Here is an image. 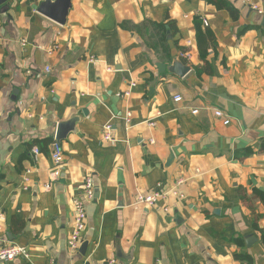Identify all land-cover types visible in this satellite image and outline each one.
Here are the masks:
<instances>
[{"label": "crops", "instance_id": "crops-1", "mask_svg": "<svg viewBox=\"0 0 264 264\" xmlns=\"http://www.w3.org/2000/svg\"><path fill=\"white\" fill-rule=\"evenodd\" d=\"M42 1L0 4V246L30 253L7 264H264V0L261 14L244 0H71L64 24ZM73 117L54 178L46 140ZM178 178L184 199L133 204Z\"/></svg>", "mask_w": 264, "mask_h": 264}, {"label": "built area", "instance_id": "built-area-1", "mask_svg": "<svg viewBox=\"0 0 264 264\" xmlns=\"http://www.w3.org/2000/svg\"><path fill=\"white\" fill-rule=\"evenodd\" d=\"M258 1L259 0H244L249 9L261 14L263 11ZM89 60L93 61V58L90 57ZM45 70L48 71L49 68L46 67ZM180 100L181 97L179 95L174 96V101L178 102ZM192 112L196 113V110ZM213 114L215 117L221 119L225 125L230 121L229 117L221 109H215ZM131 116L132 115L130 111H126L124 114L123 118L127 126L130 125ZM148 125L153 126L154 123L149 122ZM102 139L106 142L115 140L111 121H108L103 125ZM31 153L33 160H36V157L40 153L39 148L37 146H33L31 148ZM49 155L52 160V176L54 178H58L60 176V168L63 164V152L59 142L54 141L51 143ZM183 183L184 179L178 178L173 182L172 186L167 189H163L161 186H159L147 193H137L133 204L136 207L141 208H154L160 201H164L168 198L182 200L184 199V194L180 191V186ZM79 191V196L74 197L71 200L72 227L67 240V246L70 251H76L78 249L81 242V234L86 228L85 203L93 197V180L91 175L84 177L79 187ZM164 210H167V208H164ZM2 217L3 216L0 213V219ZM16 258L29 260L30 253L24 246L14 242H6L4 245L0 246V264H7ZM49 264L54 263L51 261ZM106 264H114V260H109Z\"/></svg>", "mask_w": 264, "mask_h": 264}, {"label": "water", "instance_id": "water-1", "mask_svg": "<svg viewBox=\"0 0 264 264\" xmlns=\"http://www.w3.org/2000/svg\"><path fill=\"white\" fill-rule=\"evenodd\" d=\"M8 0H0V4L7 2ZM71 7V0H44L40 2L37 7V12L42 15L56 21L57 23L64 24L68 10ZM159 70L162 72L166 69L164 64L157 65ZM171 73H174L178 76L185 74L189 68L185 66L182 62L175 61L168 68ZM77 118L73 117L67 122H61L57 125L55 140L60 142V140L66 136V134L73 130V123L76 122ZM172 159V155L168 159V162Z\"/></svg>", "mask_w": 264, "mask_h": 264}, {"label": "trees", "instance_id": "trees-1", "mask_svg": "<svg viewBox=\"0 0 264 264\" xmlns=\"http://www.w3.org/2000/svg\"><path fill=\"white\" fill-rule=\"evenodd\" d=\"M208 1H212V0H208ZM172 23L169 24V30L171 31L172 29ZM196 26H197V29L199 28L198 27V23H196ZM157 27L159 28V30L162 31V38L165 39V29H164V25H157ZM200 31H198V36L197 38L199 39L200 35H199ZM208 35L210 37H212V35L208 32ZM214 43V42H213ZM204 44V51L203 49H201V45ZM207 46H208V37H206V40H203L201 42V40L198 41V49H199V55H200V58H205L206 54H207ZM46 142H50V143H53L54 141L53 140H50V139H47Z\"/></svg>", "mask_w": 264, "mask_h": 264}]
</instances>
